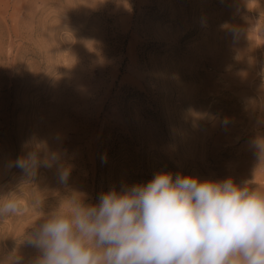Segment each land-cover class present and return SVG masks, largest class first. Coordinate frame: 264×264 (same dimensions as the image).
<instances>
[{"label": "rangeland", "instance_id": "374dc122", "mask_svg": "<svg viewBox=\"0 0 264 264\" xmlns=\"http://www.w3.org/2000/svg\"><path fill=\"white\" fill-rule=\"evenodd\" d=\"M260 137L264 0H0V202L21 208L0 262L33 264L32 226L72 198L159 171L264 190ZM33 147L59 163L16 167Z\"/></svg>", "mask_w": 264, "mask_h": 264}, {"label": "clouds", "instance_id": "9594fccd", "mask_svg": "<svg viewBox=\"0 0 264 264\" xmlns=\"http://www.w3.org/2000/svg\"><path fill=\"white\" fill-rule=\"evenodd\" d=\"M255 147L259 166L264 137ZM59 160L33 147L15 166L32 173ZM70 172L59 165L62 183ZM85 199L72 198L70 213L58 208L32 226L26 242L40 253L33 264H264V190L253 180L159 171L146 183L101 193L98 203ZM20 211L11 196L0 202V215Z\"/></svg>", "mask_w": 264, "mask_h": 264}]
</instances>
